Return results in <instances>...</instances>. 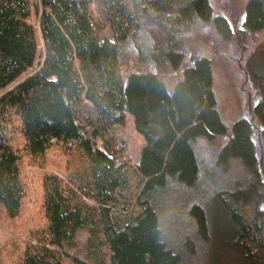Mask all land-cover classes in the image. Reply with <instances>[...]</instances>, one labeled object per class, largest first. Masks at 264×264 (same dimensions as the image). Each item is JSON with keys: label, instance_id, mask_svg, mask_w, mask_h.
Masks as SVG:
<instances>
[{"label": "trees", "instance_id": "trees-1", "mask_svg": "<svg viewBox=\"0 0 264 264\" xmlns=\"http://www.w3.org/2000/svg\"><path fill=\"white\" fill-rule=\"evenodd\" d=\"M129 2L0 0V264H188L184 216L264 264V45L244 65L256 134L219 112L211 60L235 31L211 1ZM240 31L264 32V0Z\"/></svg>", "mask_w": 264, "mask_h": 264}, {"label": "rangeland", "instance_id": "rangeland-1", "mask_svg": "<svg viewBox=\"0 0 264 264\" xmlns=\"http://www.w3.org/2000/svg\"><path fill=\"white\" fill-rule=\"evenodd\" d=\"M214 9V14H219L228 19L235 31L234 39L229 43L221 42L218 50L212 56V70L214 76V89L218 103L219 112L227 121H233L240 117L251 119V110L257 100L255 87L252 81L246 78L244 65L252 51L258 46L264 45V32L251 34L241 32V24L245 17V5L247 0H210ZM99 3V2H98ZM123 3L130 9L129 0ZM101 5L93 1L91 12L96 17L100 15ZM116 9L112 7L111 11ZM32 22L37 25V17L33 14ZM42 49V43L40 42ZM25 77V75L23 76ZM256 134L259 132L255 125ZM117 141H123L127 145V153L131 159L135 160L139 153V148L143 144V138L133 129V125L128 120L126 126L117 130L115 135ZM258 138V135H257ZM264 210V201L258 206ZM245 219L251 220L257 213V206L249 204L244 207ZM223 211H209L211 226L214 229L215 222L221 226L223 224ZM185 217V216H184ZM183 217V224L180 231L183 237L190 238L195 242L196 254L186 253L188 264H255L246 260L244 253L235 245L228 244L229 238L220 234H214L208 241H202L191 224ZM264 225V216H263ZM212 231V229H211ZM227 238V239H226ZM183 247V246H182ZM181 247V248H182ZM254 252L262 253L264 248L254 246Z\"/></svg>", "mask_w": 264, "mask_h": 264}, {"label": "water", "instance_id": "water-1", "mask_svg": "<svg viewBox=\"0 0 264 264\" xmlns=\"http://www.w3.org/2000/svg\"><path fill=\"white\" fill-rule=\"evenodd\" d=\"M245 74H246V78H248L247 77V72L245 71ZM251 123L252 124H254V117H253V115L251 114ZM258 140L260 141V134L258 135ZM260 148H261V155L263 156V149H262V144L260 143ZM260 167L262 168V170H263V159L261 158V160H260Z\"/></svg>", "mask_w": 264, "mask_h": 264}]
</instances>
